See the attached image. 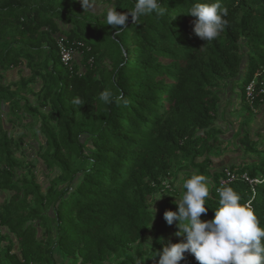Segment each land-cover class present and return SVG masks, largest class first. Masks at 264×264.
<instances>
[{
	"label": "trees",
	"instance_id": "trees-1",
	"mask_svg": "<svg viewBox=\"0 0 264 264\" xmlns=\"http://www.w3.org/2000/svg\"><path fill=\"white\" fill-rule=\"evenodd\" d=\"M105 2L119 12L134 7V0ZM196 2L161 0L164 16H129L115 35L107 10L85 12L79 0H0V192L9 194L0 204V264H158L157 251L178 227L158 218L157 198L183 172V179L195 171L209 181L202 220L214 218L216 189L231 186L264 226V159L216 169L212 153L217 88L239 85L247 69L243 91L257 74L264 78V0H220L227 25L210 42L186 13ZM59 36L85 44L72 69L61 62ZM15 69L20 78L8 81ZM106 88L122 91L128 105L100 101ZM74 97L85 104L73 106ZM6 114L13 126L39 121V155L55 173L45 190L34 165L16 154L20 141ZM224 168L262 179L255 186L230 181ZM183 191L162 195H172L167 210H178L173 196ZM149 233L152 245L145 244ZM179 264L199 262L186 252Z\"/></svg>",
	"mask_w": 264,
	"mask_h": 264
},
{
	"label": "clouds",
	"instance_id": "clouds-1",
	"mask_svg": "<svg viewBox=\"0 0 264 264\" xmlns=\"http://www.w3.org/2000/svg\"><path fill=\"white\" fill-rule=\"evenodd\" d=\"M82 5L85 12L95 14L98 11L92 0H82ZM128 10L119 12L114 6L107 8L106 25L117 29L115 35L127 28L129 16L137 21L142 16L155 13L162 17L167 12L161 6V0H134V7ZM186 13L196 18L194 31L207 42L219 37L227 25L225 17L228 10L220 0L196 2ZM99 100L108 105L122 102L127 106L129 103L122 91L117 96L111 88L101 91ZM71 103L73 106L85 104L79 97H74ZM164 186L169 187L167 181H164ZM177 187L184 190L175 201L178 210H166L164 219L169 225L177 222L178 231L175 235L185 239L177 243L169 241L162 251H157L155 256H159L158 264H179L186 252L193 254L199 264H264V226L250 201L242 202L239 193L231 186L220 187L216 189L219 201L214 208V218L202 220L201 215L209 209L206 206V200L210 198L207 177L194 171ZM164 193L176 194L171 190ZM145 244L152 245V238L149 237ZM137 264L143 262L137 261Z\"/></svg>",
	"mask_w": 264,
	"mask_h": 264
},
{
	"label": "crops",
	"instance_id": "crops-1",
	"mask_svg": "<svg viewBox=\"0 0 264 264\" xmlns=\"http://www.w3.org/2000/svg\"><path fill=\"white\" fill-rule=\"evenodd\" d=\"M79 1L82 4V0ZM92 2L98 9L95 15H100L105 11V0H92ZM103 5H105L104 8ZM82 58L78 57V64L81 63ZM217 91L220 95V108L215 119V127L220 132L218 139L221 144V150H218L213 156L215 168L222 169L226 166L238 167L247 163L255 164L263 161L264 99L258 106L257 111H253L244 98L243 89L236 82L227 81L217 88ZM244 107H247L248 113L244 112ZM251 117L253 120L249 122ZM246 138H250L259 145L261 151L259 156L251 155L244 157L241 147L242 141Z\"/></svg>",
	"mask_w": 264,
	"mask_h": 264
},
{
	"label": "rangeland",
	"instance_id": "rangeland-1",
	"mask_svg": "<svg viewBox=\"0 0 264 264\" xmlns=\"http://www.w3.org/2000/svg\"><path fill=\"white\" fill-rule=\"evenodd\" d=\"M105 5H103V8L105 6V11H106V9L111 5H110V3H105ZM112 6L115 7V5H112ZM60 24L62 26L67 27V28H71V26H66L62 22H60ZM20 73H21V71L19 69H15V70L8 72L7 73V80L8 81H17L20 78ZM24 74H29V70L25 69ZM248 74H249V70L247 69L243 79L239 82L240 88H242L244 86L243 85L244 80L248 76ZM40 85H41V82L33 85V87L35 88V90H38ZM28 96H29L30 101L33 104L39 103L38 95L28 94ZM244 112L248 113L247 107L245 108ZM233 115H235V114H233ZM236 115H237V113H236ZM249 116H251V115L249 114ZM5 119H6L7 129L11 132L12 136H14L18 141H20L19 142L20 145H19V148L16 150V154L19 157H22L23 160H29L34 165L33 171L37 175L39 182L43 185V189L45 190L46 188L49 187L50 180L55 176V173L46 170L45 165H44V163H43V161L39 155L41 146L43 144H45V137L37 129V126L39 125V121L35 120L34 126H33L32 124H30V120L28 121L27 119H25L23 122H21L22 120H20L19 125L17 124L16 126H13V125L8 123V119H9L8 114L5 115ZM249 120H250L249 122H251L253 120V118L251 117ZM217 133L219 135L220 132H217ZM220 147H221V144L218 140L216 147H214L212 153L216 154V152L218 150H221ZM241 151L243 152L244 157L251 156V155H256V156L258 155L259 156V154H261L259 145L257 143H255V141L251 140L250 138H246L245 140L242 141ZM253 165L254 164H252V163L246 164V166L249 168H252ZM25 172H27V170ZM184 174H185L184 172L180 173L178 175V178L176 180H174V182L171 185L172 191L176 192L177 188L182 189L181 187H177V184H182L183 178L185 177ZM8 195L9 194H7V193L0 192V204H2L5 199H7ZM170 196H172V195L168 194V195L162 196L161 198H160V196H158V198H160V199L157 198L158 204L156 207V211H157V213L159 212L158 218L161 220H165L164 219V212L167 210V200H168V198H170ZM173 197L175 200L179 199V195L173 196ZM158 205H160V206H158ZM204 220H207V219L204 218ZM152 236H153V234L149 233V237L152 238ZM168 236L173 243H177L181 239L185 238L183 236H176L174 232H170L168 234Z\"/></svg>",
	"mask_w": 264,
	"mask_h": 264
},
{
	"label": "built area",
	"instance_id": "built-area-1",
	"mask_svg": "<svg viewBox=\"0 0 264 264\" xmlns=\"http://www.w3.org/2000/svg\"><path fill=\"white\" fill-rule=\"evenodd\" d=\"M58 48L60 51L61 62L69 67L73 68V66L78 62V57H82L84 52L85 44L81 41H75L73 43L65 36H59L57 39ZM246 101L253 111H257L258 107L256 105L257 101L260 99L263 101L264 99V78L259 79L258 74L255 76L253 81H251L248 86H246L245 90ZM225 174L228 177V180H233L235 178H241L242 180L247 181L252 186L260 183L261 178H251L248 173H242L240 176L233 174L230 169H223ZM226 180L222 181V184H225Z\"/></svg>",
	"mask_w": 264,
	"mask_h": 264
},
{
	"label": "bare ground",
	"instance_id": "bare-ground-1",
	"mask_svg": "<svg viewBox=\"0 0 264 264\" xmlns=\"http://www.w3.org/2000/svg\"><path fill=\"white\" fill-rule=\"evenodd\" d=\"M248 84V83H247ZM224 172V171H223ZM225 173V172H224Z\"/></svg>",
	"mask_w": 264,
	"mask_h": 264
},
{
	"label": "water",
	"instance_id": "water-1",
	"mask_svg": "<svg viewBox=\"0 0 264 264\" xmlns=\"http://www.w3.org/2000/svg\"><path fill=\"white\" fill-rule=\"evenodd\" d=\"M244 64H245V62H244Z\"/></svg>",
	"mask_w": 264,
	"mask_h": 264
}]
</instances>
